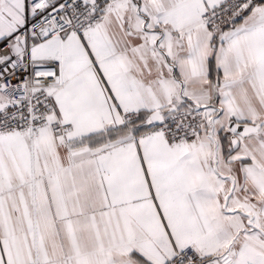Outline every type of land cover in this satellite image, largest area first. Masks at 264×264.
Segmentation results:
<instances>
[{"label": "snow or ice", "instance_id": "1", "mask_svg": "<svg viewBox=\"0 0 264 264\" xmlns=\"http://www.w3.org/2000/svg\"><path fill=\"white\" fill-rule=\"evenodd\" d=\"M0 264H264V0H0Z\"/></svg>", "mask_w": 264, "mask_h": 264}]
</instances>
